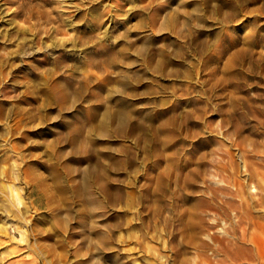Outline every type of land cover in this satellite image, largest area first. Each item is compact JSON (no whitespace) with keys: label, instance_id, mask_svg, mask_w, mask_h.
Listing matches in <instances>:
<instances>
[{"label":"rangeland","instance_id":"obj_1","mask_svg":"<svg viewBox=\"0 0 264 264\" xmlns=\"http://www.w3.org/2000/svg\"><path fill=\"white\" fill-rule=\"evenodd\" d=\"M0 264H264V0H0Z\"/></svg>","mask_w":264,"mask_h":264},{"label":"bare ground","instance_id":"obj_2","mask_svg":"<svg viewBox=\"0 0 264 264\" xmlns=\"http://www.w3.org/2000/svg\"><path fill=\"white\" fill-rule=\"evenodd\" d=\"M7 187V186H6ZM5 200V199H4ZM28 240V239H27Z\"/></svg>","mask_w":264,"mask_h":264}]
</instances>
